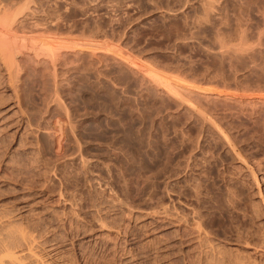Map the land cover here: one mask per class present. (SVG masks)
<instances>
[{"label":"rangeland","instance_id":"1","mask_svg":"<svg viewBox=\"0 0 264 264\" xmlns=\"http://www.w3.org/2000/svg\"><path fill=\"white\" fill-rule=\"evenodd\" d=\"M69 1L48 7L54 11L60 6L56 14L63 24L59 20L58 33L71 25L76 40L73 34L64 37L65 32L51 37L69 39L66 45L72 39L101 40V50L111 46L128 51L134 66L145 69L141 72L219 95L208 103L189 90H177L185 106L193 105L217 129L192 118L184 108L177 110L170 102L167 106L148 90L120 93L107 75L98 78L84 66L89 75L80 68L59 75L62 81L51 80L55 76L39 70L43 64L34 66L20 58L22 77L15 84L30 123L22 133L0 124V221L6 224L0 225L1 239L11 241L22 230L27 239L39 240L35 251L43 264H58L63 257L67 262L94 263L102 250L92 256L89 249L79 253L71 244L79 242V228L89 223L96 233L117 235L92 221L104 205L100 210L107 221L125 223L127 238H133L115 261L123 254L134 256L131 264H264V55L253 53L257 26L221 23L218 8L206 11L207 0ZM5 83L0 84V110L14 99L8 97ZM168 111L173 115L166 118ZM125 197L136 207L122 203ZM146 204L148 210H141ZM154 204H160L157 213H152ZM165 204L172 213L170 209L164 214ZM173 210L181 216L174 211L173 217ZM61 235L64 239L58 240ZM169 242L176 243L175 254L165 250Z\"/></svg>","mask_w":264,"mask_h":264},{"label":"bare ground","instance_id":"2","mask_svg":"<svg viewBox=\"0 0 264 264\" xmlns=\"http://www.w3.org/2000/svg\"><path fill=\"white\" fill-rule=\"evenodd\" d=\"M58 1L59 0H0V67H2V69H3L2 70L3 73L1 75L4 78V80H2V81H4L3 83H5V81H7V83H5L7 88H4V89H6L7 93H10L8 95V97H10V99L14 98L12 103L8 104L4 109L0 110V117H1L0 121L3 122V123H0V124H2L4 129L5 128L7 129L8 127L11 128L12 126H15V130L16 131H14V130L13 131L17 133V131L21 132L23 128L27 127L25 125L30 123L29 122L30 120L28 119L29 118L28 116H30V115L27 116V114L25 113V110L23 109L22 102H21V100H22L21 98L22 97L19 96L20 94L18 95V93H20V90L17 89V88H19L18 87L19 85H18V83H17L18 86L15 84V81L17 80V78L22 77V76H19L20 72L23 70V65H22V63L20 61V58H25V59L31 61V63H33V64L34 63L38 64L40 67H41V64H43V66L41 67L43 69H39V70H47L48 72L44 71L46 73H49V74H47V76H52V77L55 76V78H51L50 77L51 80L52 79L56 80L57 79L56 77H58V78H60V81H62L64 79L62 77L70 75L67 72L70 73V70L75 71L76 69H78V71H79V69L82 68L81 66H84L86 69L88 68V70L92 69L93 73H92V71H90L91 74H95L96 73L98 78H100V76L102 74L107 75L106 76L107 81L112 82V84H114L115 87L117 86L119 89H122V91L119 90V91H121L120 93H123V90L126 91V89H129V90H131V91H133V92H135L137 94L138 93L141 94L143 91L148 90L149 93H152V94H154L156 96H160L163 99V102L167 106H169V103L167 104V102H170V104L173 103V105H175L174 108L176 107L177 110H181L182 108H184L187 111V113L191 114V116L194 115V117H192V118H196V120L198 119L199 121L204 123V125H209V126L210 125L211 126L214 125L212 128H214V130L217 129L216 128L217 125L215 126V123L212 122V119H211V122H210V120H208L207 116L199 113V111H196V109H197L196 107H195L196 109H194L193 105H192V107L191 106H185L184 102H182L181 99L178 97L177 90H180V89L189 90V92L194 97H196L200 102H208V103L211 102V101H214L216 98H219L220 97L219 95H217L215 93H205V92L199 91L200 89L197 90L196 87L195 88H192V87L189 88L188 87L189 89H187L182 83H180L178 81H166V80H163L162 78H160V76H156L158 74H156V75H148L149 74L148 72H145V73L141 72L142 70H145V69H142L140 71L141 67L138 68V67L134 66L133 59H132V57H131V55L129 54L128 51H125V50L123 51L121 49H119L120 51H118V48H115V47L114 48L112 47V49H111V46H109L110 48L108 47L107 50H101L100 44H99L100 42H103L101 40H100V42L99 41H95L97 39H95V40H87V41L82 43L80 41L76 42V41H74L72 39L71 43H68L66 45V43H65L66 40H68V42H69L70 41L69 39H70L71 36H73L74 39H75L74 30H71L73 32V33H71V31L69 30L71 25L68 26V24L66 22L65 23L67 24V28L68 27L69 28L67 30L65 29L66 31H64L63 29L66 27L65 26V27H62L63 29H61V30L63 32H65L64 33L65 34L64 37L69 38V39H66V38L64 39V37H63L65 42L61 41L62 39H60V38H58V40L60 39L59 40L60 42L58 40H56V38L60 36V35L57 36L56 33L60 32L59 20H60V18L62 19V17L58 16L60 13L58 14V11L56 10V8L58 9V7H60V6L56 7L55 9H52L54 11L56 10L55 12L51 11L48 6H50V8H52L53 6L51 7V5L53 4V2L56 3ZM49 4H51V5H49ZM68 4H70V3H68ZM54 5L56 6V4H54ZM67 6H69V5H66V7ZM207 7H208L209 11L207 9H206V11L209 14L212 13V11L214 12L213 9L218 8V12H219L218 14L220 15V16L218 15L219 19H220L221 23H223L225 25H228L229 23H248V24H254L255 26H257V29H258V32H257L258 46H255L253 48V53L256 56H258V55L260 56L261 54L264 55V0H207ZM103 9H105V8H103ZM56 12H57L58 15L56 14ZM69 21H70V19H69ZM60 23H61V20H60ZM72 23L73 22L71 21L70 24H72ZM62 24L63 23H61V25ZM103 30H105V29H103ZM63 32L62 33H58V34H62L63 35ZM67 32H70V33L66 34ZM75 32H76V30H75ZM29 33H30V35H28ZM31 33H32V35H31ZM49 34H51V35L49 36ZM53 34L56 35V36H54V37H56L55 39L53 37H51ZM69 34H73V35L69 36ZM97 35L99 36L100 34H97ZM95 37H97V36H95ZM99 39L100 38L98 37V40ZM61 42H63V43H61ZM136 62H138V61L135 60V63ZM138 63H140V62H138ZM63 64H64V66H63ZM139 65H142V64H139ZM34 66H37V65L34 64ZM85 68H82L83 69L82 72L85 71ZM34 69H37V68L34 67ZM88 70H86V71H88ZM86 71H85V74L87 73ZM41 73H43V72H41ZM60 73H63V74H60ZM64 73L65 74L67 73V75H65ZM89 73H87V75H89ZM44 74H42V75L44 77H46ZM50 74H52V75H50ZM59 75H64V76H59ZM96 75H94V77ZM104 75L102 77H104ZM43 76H42V78H43ZM92 77H93V75H92ZM40 78H41V75H40ZM101 80L102 79H100V81ZM2 81H0V82H2ZM17 81L19 82V80H17ZM97 82H99V80ZM102 82H104V81H102ZM3 83H0L1 86L4 85ZM49 83H52V82L49 81ZM56 83L58 84V81H56ZM61 83H63V82H61ZM58 86H60V85H57V88H58L57 90H59V88H60ZM51 87H50V89L55 88V87H52V88ZM48 88H46V89H48ZM53 91H56V90H53ZM119 91L117 89V92H119ZM56 92H59V91H56ZM56 92L55 93L53 92V94L59 95ZM49 93H51V91ZM19 97H20L21 100L19 99ZM4 98H2L3 102L6 101V100H4ZM233 102H235L236 104L238 103V105L244 104L243 103L244 101L241 100V99H235ZM239 103H241V104H239ZM261 103L264 104L263 102H261ZM204 104H206V103H204ZM117 106H118V104H117ZM168 108H171V107H168ZM168 108H166V109H168ZM261 109H262V107H261ZM200 112H202V111H200ZM172 113L173 112L168 111V113L166 114L165 117L169 118L171 115H173ZM14 118H17V119L14 120ZM209 119H210V117H209ZM70 124L72 125V123H70ZM218 125L221 126L220 124H218ZM3 127H1V128L3 129ZM222 127H224V126H222ZM222 127L220 129H222ZM12 129H13V127H12ZM207 130H208V127H207ZM224 130H225V128H224ZM24 131L25 130L23 129L22 132H24ZM217 131H218V133H220L219 136L221 138V136L224 135V134H222L220 132L221 130H216L215 132L217 133ZM213 134H214V132H213ZM225 134H227V133H225ZM217 135L215 134V136H217ZM22 136H24V135H22ZM219 136L217 137V139H219ZM224 137H225V135H224ZM227 139H228V137H227ZM224 145H227V144H224ZM241 161L244 162L245 159L241 160ZM247 165L250 166L249 164H247ZM251 174H253V171L251 172ZM254 176L256 177L257 175H254ZM255 180L259 181V179H256V178H255ZM258 181L255 184H257ZM168 185H170V184H168ZM154 194L155 193H153V195ZM80 196H81V194H80ZM150 196H152V195H150ZM75 198H77V197H75ZM75 198L73 200H75ZM78 198H80V197H78ZM73 200H72L73 203L77 202L76 201L77 199L75 201H73ZM149 200H153V199H149ZM155 200H153V201H155ZM122 201H120V202L125 203L126 206H128L129 208L136 207L135 203H132L126 197ZM173 203H174V201H173ZM75 204H77V203H75ZM156 204H157V202H156ZM160 204H158V205H160ZM174 204L171 205V206H174ZM100 205L101 204H99V206ZM158 205L156 207H158ZM178 206L180 207V205H178ZM102 207H100V209ZM104 207H106V206H104ZM148 207H149V205L146 204V205L141 207V210H148V209H144V208H148ZM156 207H155V204H154V211L152 209V213L156 212V209H157ZM176 207H175V209H178ZM80 208H82V207H80ZM138 208H140V207H138ZM150 208H153V206L150 207ZM163 208H164V211H165L164 214H166V212H170L171 208H168V205H166V207H163ZM100 209H98V211H97V208H96L97 213L94 212V213H96V215L94 213H92V215H95L94 217L92 216L93 217L92 221L99 228H101L103 230H107V231H115L117 233V235L115 237H113V236H110V235L108 236L107 232H106V234H104L103 232H101V233L97 232L96 233V231L93 229V227H89L91 225V223H89V224L87 223L89 225L88 227H87V225L86 226L82 225V227L79 228V233L77 234L78 236H80L79 242L75 243V242L72 241L73 243L71 245H73V248L79 253L83 252V251L85 252L86 250L89 249L91 255L93 254V252H96L97 250H102L101 251V253L103 252L102 256L100 255L101 254L100 252H97V254L100 253L99 255L101 257V259L99 261L91 263L93 261L90 260L91 261L90 263L89 262L86 263V262H84V261H86V259H85L83 261L84 262L83 264H131L130 260L133 261L132 257H134V256H132V257L130 256L131 259L128 258V257L124 258L123 254H122L123 257L120 256V261L119 260L115 261L116 257L114 258V256H116L117 254H119V253L121 254L122 251H125V249L127 247L125 248V247H123V245L127 244L128 239L132 238V237L131 238H127V236H126L127 231H128L127 230L128 227H126L124 225L125 223L121 224L122 222H118V224H117V223H115L116 221H114V220H113L114 222L109 223L108 222L109 220L107 221L105 215L101 214L102 211ZM158 209H160V208H158ZM107 210H110V209H107ZM130 210L133 211L134 209H129V211ZM174 211H178V210H173V215H172L171 214L172 213V209H171V213L170 214L173 217L176 214V213H174ZM160 212H163V211L159 210L158 213H160ZM177 213L178 214H176V215L181 216V215H179V211ZM184 216H182V217L185 218ZM183 218H181V219H183ZM84 219H85V217H84ZM87 219H89V218H87ZM186 219H187V217H186ZM62 220H64V219H62ZM69 220H71V218ZM179 220L180 219H178V222L182 221V220L181 221H179ZM85 221H87V220H85ZM159 221H161V220H159ZM61 222L63 223V221H61ZM68 222L71 224L70 221H68ZM74 222L77 223V221H74ZM175 223H176V221H175ZM183 223L187 224L188 222L185 221ZM3 224H5V222H3L1 220L0 221V225H3ZM63 224H62V226H63ZM65 224L68 225V223H66V222H65ZM150 224H152V223H150ZM72 225L74 227L73 223L71 224V226ZM98 227H95V228H98ZM200 227L198 226L197 228L201 229ZM65 228H67V227H65ZM151 229H154V228H151ZM198 229H194L192 231H195V230H198ZM98 231H100V230H98ZM132 232L130 234L131 236L134 233V232L133 233ZM20 233L22 235L20 234V236H18L19 234L18 235L16 234V236H18V237H16L14 235L15 238L13 237L12 238L13 240L11 239V241H9V240L7 241V239H5L6 241L5 240L3 241V239H1L2 237H0V264H43L41 258L39 257V254L36 253V251H35V247L37 246L35 242H37L38 239L34 240V238H33V240H32L30 238L31 239L30 240V239H27L29 237H25L24 236L25 234L22 233V230H20ZM128 233H129V231H128ZM194 233H191V235L194 234ZM198 233H196V236L198 235ZM26 234H27L26 236H30L29 233L26 232ZM168 235H170V234H168ZM31 236H34V235L32 234ZM62 236L63 235L58 236V240ZM196 236H195V238H197ZM133 237H134V235H133ZM183 240H186V239H183ZM189 240H191V239H189ZM52 241H55V239L52 240ZM192 241H193V238H192ZM130 242H131V240H130ZM132 242L134 243V240H132ZM58 243L59 242L56 241L53 244H55L56 247H57ZM184 243H186V242H184ZM184 246L189 248L191 245L189 246V244H185ZM50 247H53V246H50ZM164 247H165V250H168L169 252H172L173 249L176 248V243L175 242H169L166 245H164ZM123 248H125V249L123 250ZM110 254H112V255H110ZM173 254H175V253H173ZM93 255H95V254H93ZM95 256H97V255H95ZM62 257L63 256H61V258ZM81 257H83V255ZM88 257L89 256L87 255V258ZM63 258L59 260L60 262H58V264H82V263H78L80 260L77 261V259L73 263L71 261H74V260H70V262L69 261L67 262ZM76 258H78V257H76ZM90 258L91 257H89L88 259H90ZM118 259H119V257H118Z\"/></svg>","mask_w":264,"mask_h":264}]
</instances>
